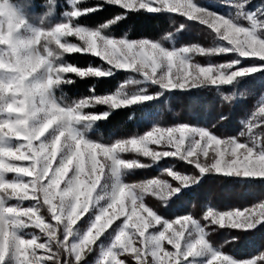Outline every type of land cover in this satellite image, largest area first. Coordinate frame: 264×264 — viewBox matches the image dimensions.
Instances as JSON below:
<instances>
[{"label": "snow or ice", "instance_id": "snow-or-ice-1", "mask_svg": "<svg viewBox=\"0 0 264 264\" xmlns=\"http://www.w3.org/2000/svg\"><path fill=\"white\" fill-rule=\"evenodd\" d=\"M81 2L77 0L78 4ZM104 2L129 11L180 12L188 19L207 25L219 40L227 42L228 47L194 46L169 50L149 39L130 40L126 36L114 38L102 34L100 28L110 27L123 16H116L97 29L74 23L75 19L98 10L101 5L74 9L71 12L73 20L56 24L54 31L37 30L36 35L49 36L55 41L56 51L52 57L18 60L17 67L0 69V264H80L92 253L94 246H104L102 236L110 243L104 246L98 264H128L126 259H121L127 256H131L136 264H186L189 258H200L209 252L210 243L203 232L188 238L191 226L196 223L191 216H183L174 222L162 221L145 206L146 194L166 199L181 190L156 179L142 184H115L108 194V203L89 217L81 238L71 244L78 221H85L82 218L86 214L89 216L90 209L105 199L97 195V190L109 172L116 176L121 171L146 167L136 160L123 159L122 153L139 152L153 161L162 157H179L194 165L201 176L215 172L225 176L264 178V149L254 142L242 143L235 137L218 138L205 128L188 125L155 128L143 136L121 139L111 145L87 140L77 133L74 127L77 123L99 121L110 115L109 111L86 114L83 109L98 105L120 109L151 101L154 97L137 94L125 98L123 93L117 92L116 95H90L79 99L71 107L58 106L48 98V93L55 85L74 83L66 74L73 73L79 78L113 74L101 67L89 66L83 70L61 62L65 54H92L105 61L109 69L141 74L163 90L232 85L239 78L264 71V63L238 67L240 59L218 65L210 63L208 66L190 63V54L211 56L225 53H235L243 58L257 57L264 61V35L258 34L261 26L255 20L251 27L240 26L223 15L198 6L193 0ZM51 12L50 7L48 14ZM66 37H78L82 44L71 43ZM17 51L13 45L0 44V60L4 59V53ZM56 52L62 55L57 57ZM37 64L41 65L39 70L47 74L45 81L38 82L35 78L33 70L37 69ZM55 73H59V79ZM10 81L13 83L11 87L8 86ZM257 116L264 117V105L259 107L253 120ZM256 126L255 123H248V132L252 133ZM13 138L26 143L13 144ZM162 142L174 150L157 152L148 147V144L160 145ZM222 145L225 147L222 148ZM209 148H213L214 156L209 157ZM226 154L230 156L227 161ZM201 156L206 159L202 160ZM9 161L28 163L21 165ZM8 174H13L14 178L10 179ZM168 175L179 180L184 187L199 182V177L181 176L171 170ZM11 199L34 203L28 207L10 206L8 201ZM45 209L55 223L49 222L43 215ZM141 213H146V216ZM22 217H27V221ZM120 217L123 220L114 224ZM203 218L209 228L216 225L240 231L253 230L264 223V204H260L258 209L224 212L209 208ZM174 224L179 227L174 228ZM155 225H160V230L151 234L149 229ZM28 228L38 229L42 236L25 238L21 233ZM165 242L174 250H167ZM37 250H43L44 255L37 256ZM260 258L264 259V256ZM207 264H256V261L238 262L229 255L212 252Z\"/></svg>", "mask_w": 264, "mask_h": 264}, {"label": "trees", "instance_id": "trees-1", "mask_svg": "<svg viewBox=\"0 0 264 264\" xmlns=\"http://www.w3.org/2000/svg\"><path fill=\"white\" fill-rule=\"evenodd\" d=\"M55 12L67 0H56ZM197 4L227 16L239 24L249 25L246 14L257 11L260 17L264 11V0H194ZM48 5V0H34L31 13H41ZM101 5L98 10L82 15L75 23L88 28H100L105 22L116 16H123L119 22L108 28H100L107 35L124 37L130 40L149 39L168 47L202 45L210 48L218 46L216 34L202 25L175 13H149L146 10L129 11L102 1H85L79 4L81 9ZM63 5H61L62 7ZM55 15V13H54ZM36 23L42 24L39 20ZM240 59L238 67L255 65L256 59H244L235 53L202 56L195 54L193 61L199 64L218 65ZM61 62L86 70L89 66L107 69L108 65L92 54H65ZM74 83H61L53 86L55 99L64 106H72L79 99L90 95H110L115 93L127 80L128 72L120 71L107 77H76L66 74ZM94 92V93H93ZM232 97V99H227ZM264 101V71L239 78L232 85L210 86L177 90L161 93L151 101L139 106L122 107L110 110L106 119L96 121L89 130V137L103 144H113L118 139H127L148 131L153 126L170 127L177 124L198 126L209 130L220 138L235 137L240 142L252 143L253 132L264 146V124L248 132L249 120L261 102ZM96 112L107 110L106 105H98ZM146 167L125 170L123 180L130 185L139 184L153 178L168 180L177 185L168 175L167 167H172L184 175L199 177V182L170 199H161L153 194H146L144 202L158 215L166 219L191 216L204 228L210 245L235 259L254 258L256 264H264V223L253 230L240 231L216 225L208 227L204 215L211 208L216 211L243 210L264 201V178H244L205 173L203 176L194 165L179 158H164L157 164L152 159L137 154ZM49 215L46 209L43 212ZM39 232V230H36ZM90 261V260H89ZM87 258L80 264H88Z\"/></svg>", "mask_w": 264, "mask_h": 264}, {"label": "rangeland", "instance_id": "rangeland-1", "mask_svg": "<svg viewBox=\"0 0 264 264\" xmlns=\"http://www.w3.org/2000/svg\"><path fill=\"white\" fill-rule=\"evenodd\" d=\"M85 1H91V0H82V2H85ZM96 1H102L104 2V0H96ZM194 3H196L194 0H193ZM106 3V2H105ZM80 4V3H79ZM79 4L77 3V0H67V3L66 4H61L63 5L61 7L60 5V10H59V13H56L55 12V6L58 5V2L56 1L55 5L54 6H49L52 8V12L51 14H48V5L47 7L44 9V11H42L41 13H34V14H37V15H34L32 16L30 19L32 21L31 23V27L34 31H37V30H40L41 28H45V27H52L53 25L55 24H59V23H63V22H68V21H71L73 20L72 16H71V12L76 9V8H80L79 7ZM109 4V3H107ZM197 4V3H196ZM198 6L202 7V8H206L207 10L211 11V12H214V13H217L207 7H204L202 5H199L197 4ZM153 6L155 7L156 4L154 3ZM161 12H166V13H169L167 11H161ZM55 13V15H54ZM159 13V12H157ZM42 14V15H41ZM175 14L177 15H181L185 18H187L186 16L182 15L180 12H176ZM217 14H220V13H217ZM222 15V14H220ZM261 15L264 16V11L263 13H261ZM224 16V15H223ZM227 17V16H225ZM246 17L247 19H249L250 23L249 25H244V24H239L237 23L236 21H234L233 19H231L233 22H235L236 24L240 25V26H245V27H251L252 26V22L255 20L259 23V25L261 26L258 30V34L259 35H264V18L260 17V14L257 12V11H253V12H250L248 14H246ZM39 20L40 22H42V24L40 23H36L35 20ZM199 21V20H197ZM75 23V22H74ZM76 24V23H75ZM79 25V24H77ZM80 26H83V25H80ZM86 27V26H85ZM88 28V27H87ZM89 29H97V28H89ZM101 30V29H100ZM102 34L105 35V36H108V37H113V36H110V35H107L106 33H104L103 30H101ZM114 38H124V37H114ZM65 39H67L69 42L71 43H76L77 45L79 44H82V41L79 40L78 37H66ZM219 40V39H218ZM152 41V40H150ZM152 42H156V43H160V42H157V41H152ZM162 46L168 48L169 50H172V49H179V48H182V47H194V46H198V47H204L202 45H197V44H193V45H185V46H181V47H175L174 45L172 47H168L162 43H160ZM218 46H223V47H228L227 45V42L226 41H221L219 40V44ZM207 48V47H205ZM192 55V58L195 54H190ZM243 58V57H241ZM244 59H256L259 61V63H256L255 65H258V64H261V63H264V61H260L259 58L257 57H248V58H244ZM105 62V61H104ZM106 63V62H105ZM190 63L192 64H199V63H196L195 61L191 60ZM107 64V63H106ZM201 66H208L207 65H203V64H200ZM214 65V64H213ZM248 66H252V65H247V66H243V67H248ZM241 67V68H243ZM105 70H110L112 71V73H117V72H120V71H125V70H115V69H109V66L107 67V69L105 68ZM176 71V69H174V72ZM189 71H193L192 68H189ZM125 72H128L129 76H128V80L115 92V93H112L110 95H116L117 92H121L123 93L124 97H128V96H131V95H137V94H147V95H151L153 96L154 98L155 97H158L161 93H164L166 91H177V90H181V89H174V90H163L161 89L158 85H154V84H151L149 81H147L146 79H144V77L141 75V74H138V73H135V72H131V71H125ZM257 72H261V71H257ZM256 73V72H255ZM186 89H193V88H186ZM186 89H183V90H186ZM48 98L56 103L58 106H61V107H71V106H64L62 104H60L56 99H55V96H54V91H53V87L49 90V93H48ZM148 102V101H146ZM77 103V102H76ZM75 103V104H76ZM145 102H141L140 104H137V105H130V106H127V107H132V106H139L141 104H143ZM75 104H73L72 106H74ZM264 105V101L261 102V104H259L257 106V108L254 110V113L252 114V117L251 119L249 120V123H255L258 127L259 125L261 124H264V123H260L261 121H264V117H255V119L253 120V116L255 113L258 112V109L260 106ZM107 110L105 111H110V110H114V109H110L108 106H107ZM98 107L97 106H94V107H89V108H86V109H83L82 111L86 114H90V113H103V112H96L95 110H97ZM2 118V117H0ZM96 121H81L79 123H77L76 125H74V127L76 128V131L77 133L82 136V138H85L87 140H90V141H93V142H96V143H101V142H98L96 140H93L89 137L88 133H89V130L92 128V126L94 125ZM181 125H187V124H177V125H173V126H170V127H179ZM189 127H197V128H202V127H198V126H192V125H188ZM255 127V128H256ZM155 128H169V127H163V126H153L151 127L148 131H152L153 129ZM254 128V129H255ZM253 129V130H254ZM148 131L140 134V135H137V136H132V137H129L127 139H131L133 137H139V136H143L145 135ZM213 134V133H212ZM253 137H252V143H256L258 144L262 149H264V146H261V143H260V139L258 138V136L255 134V131L253 132ZM218 137V136H217ZM220 138V137H218ZM221 139H227V138H221ZM118 140H121V139H118ZM118 140H116L115 142H117ZM114 142V143H115ZM12 143L13 144H17V143H26L24 141H18L16 140L15 138L12 139ZM243 143V142H242ZM103 144V143H101ZM104 145H111V144H104ZM148 147L153 150V151H157V152H161V151H171V150H174L172 148H170L169 146H167L165 143H161L160 145H155V144H148ZM225 147L222 145V148ZM137 154H140L139 152H128V153H122L121 156L123 159L125 160H128V161H132V160H136L137 162H139L140 164L143 165L142 161H140L137 157ZM142 155V154H140ZM215 155V152L213 150V148H209V157L211 156H214ZM150 159H152L151 157H149ZM164 158H168V157H162L161 159L157 160V161H153V164H157L159 161H161L162 159ZM170 158H173V157H170ZM175 158H179V157H175ZM201 159H206L204 157L201 156ZM230 159V156L229 155H225V161L229 160ZM241 159H243V157H241ZM9 162H14V163H17V164H21V165H25L27 164L28 162L26 161H9ZM167 170H171L172 172L174 173H177L181 176H183L184 174L178 172V171H175L173 170L172 167H167ZM123 173L124 171H121L118 175L116 176H113L111 174V172H109V175L108 177H106L105 181H102V185L100 188H98L97 190V195L98 196H104L105 199L103 200H100L98 202V204H96L92 210L90 209V213H89V216L87 217V214L85 217L82 218V220H85V221H78V226L76 227V229L74 230L73 232V235L71 237V244H75L79 241V239L81 238L82 234H83V231H84V227H86V221L89 219V217H92L96 214L97 212V209L105 204L108 203V194L113 190V186L117 183H125L124 180H123ZM215 173V172H213ZM215 174H218V173H215ZM71 175V173H70ZM219 175H223V174H219ZM189 176V175H188ZM225 176V175H224ZM8 177L10 179L14 178L13 177V174H8ZM240 177H243V176H240ZM172 178L178 182L177 185L175 184H172L171 182H169L168 180H164V179H161V178H153V179H156V180H163V181H166L168 184H171L172 187L174 188H180L181 190L176 193V194H173L171 196H168L166 199H170L171 197L179 194L182 190L184 189H187L191 186V184L188 186V187H184L181 182L177 179H175L173 176ZM244 178H253V177H244ZM151 179V180H153ZM149 180H146L145 182H147ZM145 182H140L139 184H142V183H145ZM127 184V183H126ZM129 184V183H128ZM63 186V185H62ZM158 196V195H156ZM160 197V196H158ZM9 205L10 206H20V207H28V206H31L34 202L33 201H24V202H19L15 199H11L8 201ZM145 203V202H144ZM260 204H264V201L261 202ZM256 205V206H253L251 208H248V209H252V208H257L258 209V206L260 205ZM145 206L150 208L146 203H145ZM151 209V208H150ZM152 211H154L153 209H151ZM245 210V209H243ZM213 211H216V210H213ZM155 212V211H154ZM224 212V211H223ZM156 213V212H155ZM157 214V213H156ZM43 215L45 217L46 214L43 213ZM142 216H146V213H141ZM158 215V214H157ZM160 217V219L162 221H169V222H174L176 219H179L183 216H180V217H177L175 219H166V218H163L162 216L158 215ZM188 216V215H187ZM22 219L26 220L27 221V217H22ZM136 219V218H134ZM194 219V218H193ZM35 218L33 217V222H34ZM49 222H52V223H55L54 221H51L50 219V216H49ZM123 220V217H120V219H118L117 221L114 222V224H117V223H120L121 221ZM195 220V219H194ZM196 223L194 225L191 226L189 232H188V238H192L194 235L195 236H198L201 232H203L204 235H206L205 233V230L204 228L198 223L197 220H195ZM81 223V225H80ZM160 225H155L154 227L150 228L149 229V232L151 234H155L156 232H158L160 230ZM179 225H175L174 224V228H178ZM36 230L38 229H35V228H28V229H25L23 230V232L21 233L25 238H31L32 235H38V236H42V234L40 232H36ZM108 231H111V229H108ZM63 226H61V232H60V235L61 237L63 236ZM107 235V234H106ZM147 235V234H146ZM206 237V236H205ZM43 239V237H42ZM101 240L104 241V246L106 247L109 243H110V240H105V237H101ZM98 245L100 244V242L98 241L97 242ZM104 246L101 245L100 247H95V249L92 251L91 254H89L87 256V260L89 261L88 264H94V262H97L98 264V260H99V257L100 255H102L103 251H104ZM136 246H140L138 243ZM165 248L169 251H173L174 249H172V246L171 245H168L166 242H165ZM212 252H221L219 250H216L215 248H213L211 245H210V251L203 254L200 258H196V259H193V258H189V261L186 262V264H207V259L210 257L211 253ZM223 253V252H221ZM225 254V253H223ZM44 253H43V250H37V256H43ZM225 255H228V254H225ZM230 256V255H229ZM264 256V255H263ZM232 257V256H230ZM30 259L32 258L31 256L29 257ZM234 258V257H232ZM121 259H126L128 261V264H136V261L134 259H132L131 256H127V257H121ZM149 259H151V257L149 256ZM235 259V258H234ZM236 261H246V260H255L254 258L252 259H245V260H238V259H235ZM14 264V262H13Z\"/></svg>", "mask_w": 264, "mask_h": 264}, {"label": "clouds", "instance_id": "clouds-1", "mask_svg": "<svg viewBox=\"0 0 264 264\" xmlns=\"http://www.w3.org/2000/svg\"><path fill=\"white\" fill-rule=\"evenodd\" d=\"M33 3L34 0H0V44H10L18 50L13 54H3L4 59L0 60V69H13L18 66V60L29 61L43 56L51 58L53 52L56 51L55 41L51 37H40L31 27L30 18L37 15L30 11ZM55 3L56 0H51V2L48 0L47 11H49V6ZM26 4L28 7H25ZM55 26L56 24L52 27L41 28L38 31H54ZM61 55V52H56L57 57ZM40 68L41 65L37 64V69L33 70L38 82L48 79L47 74L39 70ZM55 75L57 79L60 78L59 73H55ZM8 86H13V83L10 81Z\"/></svg>", "mask_w": 264, "mask_h": 264}]
</instances>
